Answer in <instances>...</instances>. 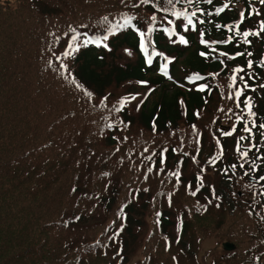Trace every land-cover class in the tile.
Here are the masks:
<instances>
[{
    "label": "trees",
    "instance_id": "trees-1",
    "mask_svg": "<svg viewBox=\"0 0 264 264\" xmlns=\"http://www.w3.org/2000/svg\"><path fill=\"white\" fill-rule=\"evenodd\" d=\"M224 4L229 7L217 14ZM131 7L136 15L124 11ZM184 8L200 9L194 29L171 13ZM242 8L241 33L260 29L259 0H199L175 8L167 0H0V264H134L130 251L139 234L155 230L158 236L147 235L144 258L135 264H207L199 243L215 232L243 245L241 253L224 254L230 264H264V231L255 225L242 227L240 237L237 229L220 234V226L198 222L217 210L232 215L213 186L231 160V147L249 136L236 119L243 116L251 127L246 97L252 98L257 125L264 123V89L258 87L264 84V33L262 47L253 49L255 35L245 43L229 31ZM125 16L134 19L120 27ZM169 21L178 30L172 39L162 27ZM106 31L107 47L90 42L88 34ZM141 33L154 52L150 65ZM74 36L88 43L73 52L66 44ZM121 49L130 61H119ZM65 51L71 53L68 65ZM164 54L172 58L168 77L161 73ZM237 68L244 69L237 85L243 86L242 76L256 87L245 90L239 108L228 98L236 90L229 85ZM68 71L73 88L63 75ZM114 86L136 91L114 94ZM234 125L236 131L224 135ZM256 128L251 138L260 139L264 130ZM103 139L110 147L100 150ZM158 211L160 227L154 221ZM147 213L153 214L151 230ZM162 253L172 255L170 262H159ZM217 255L211 264H218Z\"/></svg>",
    "mask_w": 264,
    "mask_h": 264
},
{
    "label": "rangeland",
    "instance_id": "rangeland-1",
    "mask_svg": "<svg viewBox=\"0 0 264 264\" xmlns=\"http://www.w3.org/2000/svg\"><path fill=\"white\" fill-rule=\"evenodd\" d=\"M124 11L125 12H128L130 14H134V15H136L138 13V11L135 9V7L127 8ZM173 11H175V10H173ZM126 18H128V17H126V16L123 17V20L125 21ZM168 26L169 27H172V24L171 25H168ZM106 27H111V26L110 25H107ZM259 30L260 29H258L256 31H259ZM106 32L108 33L110 31H106ZM22 34H23L24 38H26V32L25 31H22ZM262 35H263V33H261L260 36H256L255 42L252 43L253 49H257V48L260 49L262 47V43H263ZM170 39H172V38H170ZM84 41H86L85 38H79V39L73 41V44H74V46L75 45H79V47H78V49H79L80 47H82L84 45L83 44ZM69 45H70V43H67L66 44V47H69ZM118 54H119V61H122L123 60V61H127L128 62V61H130L132 59L131 58V55H129V53H126L125 51H123V49H121L118 52ZM260 54H261L262 57H264V44H263V49H261V53ZM62 55H63V52H62ZM40 59H41V61L43 60L42 55H40ZM183 59L184 58H181L179 60L180 63L178 65H181L183 63ZM64 60L66 61L67 65H68V63H69V56L65 57ZM63 75L68 76L67 81H66L67 86L73 88L74 79L71 77L69 71L68 72H63ZM54 79H56V78L53 75H49V80L51 82H53ZM57 82L60 83L62 85V87H65L60 81L57 80ZM112 88H113L112 89V92L114 94H120V93H122L124 91H136L135 90L136 87H127V88H124L123 89L122 86L121 87L114 86ZM140 95H142V94H139L138 96H140ZM110 97H113V95L111 94ZM152 97H155V96H152ZM122 104L123 103H121V105ZM74 105H76V104H71V107H73ZM130 107L131 106L129 104V108ZM252 118H254V117H252ZM94 147H95V145H94ZM108 147H110V146L103 139V142H100L99 149L100 150H103V149L108 148ZM236 150H237V147L235 145L231 149L230 152L235 153ZM69 178H72V176L68 177V180H69ZM218 179H220L222 181H223V179L225 181L229 180V178H227V177L223 178V175H221V173H220V175H218ZM225 181H223V182H225ZM62 197H63L62 194L59 195V198H62ZM65 203H64V205H65ZM240 208L247 209L245 207V205L244 206L242 205ZM171 212H173L174 214H176L177 213V210L175 208H172L171 209ZM234 212H237V211L234 210ZM250 213L256 219L260 220V218H258V216L256 215L255 212H250ZM232 215H234V214H232ZM232 215L230 213H229V215H227L225 210H223V211L217 210V211H213L212 215H209L208 220H206V221H198L197 220V221L205 224L206 226H220V227H218V231H220V234H223V233H225V231L230 230L228 228V223H229L230 219L232 218ZM233 219H234V216H233ZM152 220H153V214L152 215L149 214V216H148V213H147L146 223L149 222L148 229H150V230L152 229V226H153L152 225ZM154 221H155L157 227H160L161 226V222H162V219H161V211L156 212V216H155ZM262 223L264 224V220L262 221ZM183 227H184V222L182 220V217H179L178 218V225L176 227V234L178 236H180L182 234ZM230 232H231V230H230ZM216 233H218V232H215V234ZM158 234L159 233L156 230L154 231V233H151V235H153V239H155L158 236ZM170 234L172 236H175V233L173 232V228L170 230ZM215 234H208L206 237L203 238V241L199 243L198 254H199L200 260L202 259L203 256L208 257L207 264H211L213 257H217L218 256L217 254H219V259L217 261L218 264H230V262L232 260L229 261V259L224 258V254L227 251L225 250L223 244L225 242H230L231 241V242L237 244L236 251H238V252L241 253L243 251V248L240 245V241L237 238L231 237L232 238L231 239V238H228L227 236H224V237H222V239H220V237L215 236ZM147 235H149V232L146 233V234H144V233L141 234L140 233L139 236H138V238H137V240H136V242H135V245L133 244V248L130 251V253H131V255H130V261L134 262V264L135 263H138L139 262V259L141 257L144 258L145 248L143 247V244H144V241H147L148 238L151 236V235H149L148 238H146ZM185 236L186 237H189V234H187ZM152 249L154 250V247H152ZM173 251L177 253V251H180L179 250V247L178 248L175 247ZM148 254H151L152 255V259H153V257H155L152 252H149ZM209 254H210V256H209ZM165 258L168 259V261L170 262V258H172V255L170 253L169 254L162 253L161 256H160L159 262H161L162 259H165ZM97 259L99 260V263H101V261H100L101 259L100 258H97ZM203 260L205 261V258L204 257H203ZM224 260H225V263H223ZM201 262H202V260H201ZM154 264H157V262H155ZM197 264H199V263H197Z\"/></svg>",
    "mask_w": 264,
    "mask_h": 264
},
{
    "label": "snow or ice",
    "instance_id": "snow-or-ice-1",
    "mask_svg": "<svg viewBox=\"0 0 264 264\" xmlns=\"http://www.w3.org/2000/svg\"><path fill=\"white\" fill-rule=\"evenodd\" d=\"M142 2H143V0H142ZM205 2L208 3V4H211L213 2V0H205ZM259 2L261 4H264V0H259ZM178 3H183V4H186V5L191 6L193 3H199V0H167V4L168 5H171L173 8H175V5L178 4ZM228 7H229L228 4H224L222 7L216 9L217 14L224 12V10L226 8H228ZM165 11H167V9H165ZM255 14L256 15H259V13H255ZM172 15H174V16H176L178 18L179 17H184L186 19V29H187L188 26H191L193 29L196 27V24L194 23L193 18L197 17V11H191L189 13L187 11V9H185L184 11H173L172 12ZM240 18H241V23H242L243 20L245 19V13L244 12H241L240 13ZM105 19H107V18H105ZM133 19H134V17H128V18H126L125 21H124V24L123 25H120V27H125V26L129 25ZM152 19L155 20L156 17L153 16ZM198 22L200 24H203L204 23L203 20H200ZM169 23H172V22L169 21ZM233 30H235V34L236 35H242L244 37V42L245 43H249L248 37L250 35L260 36L261 33H264V21H261V23H260V30L259 31H256V32L244 31V32L241 33V31H240V24H236V25H234V26H232V27L229 28V31H233ZM114 31H115V29H113V32ZM173 34H175V33L173 32ZM141 36L143 37V33H141ZM77 39H79V38L76 37V36L73 37V41H75ZM104 39L107 40V36H105ZM179 39H180V42L181 43H187V41L184 39L183 36H180ZM229 39H231V37ZM87 43H88V41H84L83 42L84 46H86ZM201 43H207V41L202 40ZM104 46L107 47L106 44ZM78 47H79V45H75V46H74V44H70L69 45V48L72 49L73 52L74 51H77L78 50ZM70 54H71L70 52L65 51L64 56L67 57ZM201 55H204V53H201ZM221 55H226V54L225 53H221ZM238 55H243V53H238ZM249 55H250V53H249ZM231 58L232 59H235V57H231ZM149 63H151V60H149ZM164 67L166 69L167 68V64H165ZM247 67L249 69H251L253 67V62L251 60H249L247 62ZM241 72H244V69L243 68H237V69L234 70L233 75L230 78L231 79V83H230L229 87L230 88H235L236 90H235L234 93H229V95H228V98L229 99H233V98L236 99V101H237V107L238 108L240 107V98H241V96L244 95V92H245L246 89L251 90V91H256V87L250 86L247 83V81L244 80V78L242 76H240L239 79L241 81H243V86L242 87H239L237 85L238 73H241ZM250 78H252V77H250ZM193 79L194 80H199V79H203V77L196 76ZM205 87L206 86H201L200 87V90L203 91ZM258 87L261 88V89H264V84H260V85H258ZM251 101H252V98L251 97H246L245 100L243 101L244 108H245L248 116L256 117V113L253 111V104H252ZM221 111H223V109H221ZM236 119H237V123H241V122H244L245 123L244 131L249 134L248 137H241L240 138L241 140L251 138V136L253 134V128L258 127L260 130H264V123H259L257 125L255 119L252 120L251 127H249L248 126V123L244 121V117L243 116H237ZM109 127H111V125H109ZM235 131H236V126L234 125L233 128H232V130L229 131V132H225L224 135H226V136L232 135L233 132H235ZM260 135H261L262 138H264V131H261ZM252 147H256V145L253 144ZM237 151L240 152V155H241L242 158H247L248 155H249V151H251V148H249L248 150H241L238 147L237 148ZM233 167H235V165ZM241 167H243V165H241ZM149 170H151V169H149ZM175 175L178 176V174H175ZM262 179H264V178H262ZM193 194H195V193H193Z\"/></svg>",
    "mask_w": 264,
    "mask_h": 264
},
{
    "label": "water",
    "instance_id": "water-1",
    "mask_svg": "<svg viewBox=\"0 0 264 264\" xmlns=\"http://www.w3.org/2000/svg\"><path fill=\"white\" fill-rule=\"evenodd\" d=\"M225 246L227 249H233L234 248V245H232L230 243H226Z\"/></svg>",
    "mask_w": 264,
    "mask_h": 264
}]
</instances>
